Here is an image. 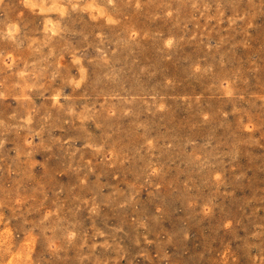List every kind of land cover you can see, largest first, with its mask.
<instances>
[{"label":"rangeland","instance_id":"374dc122","mask_svg":"<svg viewBox=\"0 0 264 264\" xmlns=\"http://www.w3.org/2000/svg\"><path fill=\"white\" fill-rule=\"evenodd\" d=\"M0 264H264V0H0Z\"/></svg>","mask_w":264,"mask_h":264}]
</instances>
